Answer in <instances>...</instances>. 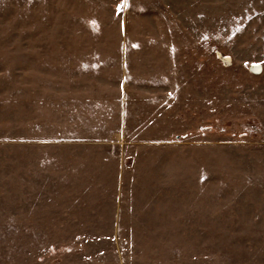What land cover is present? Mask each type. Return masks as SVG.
<instances>
[{
  "label": "rangeland",
  "instance_id": "374dc122",
  "mask_svg": "<svg viewBox=\"0 0 264 264\" xmlns=\"http://www.w3.org/2000/svg\"><path fill=\"white\" fill-rule=\"evenodd\" d=\"M0 264H264V0H0Z\"/></svg>",
  "mask_w": 264,
  "mask_h": 264
},
{
  "label": "crops",
  "instance_id": "0c3cea01",
  "mask_svg": "<svg viewBox=\"0 0 264 264\" xmlns=\"http://www.w3.org/2000/svg\"><path fill=\"white\" fill-rule=\"evenodd\" d=\"M99 169L102 168L101 165H99L98 167ZM99 182V181H98ZM121 195L120 194H115V196L112 198V206L108 209L107 212L102 210L103 207L101 206H95V205H91V204H83L82 206H84L85 208H87V212H90V216L93 217L97 222H101L102 218L106 217L107 215L111 216V219L113 221V228H111V230H114V231H117L119 229L118 225H119V218L118 216H120V211L122 209V206H121ZM39 200V199H37ZM38 206V205H37ZM36 206V208H37ZM106 212V213H105ZM61 213H58L57 216H69L68 213H62V215H60ZM111 214V215H110ZM69 222L71 221V219H67ZM97 222H90V224H95ZM62 225H65V224H62ZM76 230H78L76 228ZM92 230H100L99 228H92Z\"/></svg>",
  "mask_w": 264,
  "mask_h": 264
},
{
  "label": "water",
  "instance_id": "95a60500",
  "mask_svg": "<svg viewBox=\"0 0 264 264\" xmlns=\"http://www.w3.org/2000/svg\"><path fill=\"white\" fill-rule=\"evenodd\" d=\"M251 70L252 71H254V72H259V71H261V67H260V65H251Z\"/></svg>",
  "mask_w": 264,
  "mask_h": 264
}]
</instances>
